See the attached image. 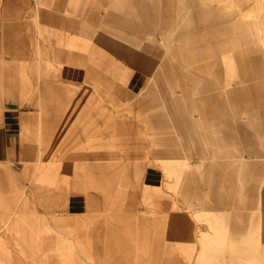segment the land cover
<instances>
[{
    "label": "crops",
    "instance_id": "0c3cea01",
    "mask_svg": "<svg viewBox=\"0 0 264 264\" xmlns=\"http://www.w3.org/2000/svg\"><path fill=\"white\" fill-rule=\"evenodd\" d=\"M178 1L112 0L106 44L66 0L36 16L9 0L5 29L0 9V264H102L109 244L123 259L151 234L155 255L176 248L179 196L162 165L127 158L140 145L118 120L122 101L176 79Z\"/></svg>",
    "mask_w": 264,
    "mask_h": 264
},
{
    "label": "rangeland",
    "instance_id": "374dc122",
    "mask_svg": "<svg viewBox=\"0 0 264 264\" xmlns=\"http://www.w3.org/2000/svg\"><path fill=\"white\" fill-rule=\"evenodd\" d=\"M60 1L16 0L19 13L29 8L35 16ZM66 1L83 18L89 42L106 44L112 0ZM10 7L0 0L4 29ZM96 9L98 26L90 15ZM178 14L188 31H180L181 48L169 51L176 79L154 80L122 101L117 120L140 145L127 158L163 166L179 196L176 218L188 224L171 225L176 248L162 257L151 234L135 256L136 243L121 244L128 247L123 259L109 244L102 264H264V63L255 59L264 50V0H179Z\"/></svg>",
    "mask_w": 264,
    "mask_h": 264
}]
</instances>
